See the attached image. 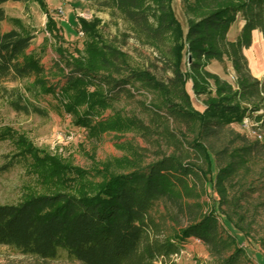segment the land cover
<instances>
[{"label": "trees", "instance_id": "16d2710c", "mask_svg": "<svg viewBox=\"0 0 264 264\" xmlns=\"http://www.w3.org/2000/svg\"><path fill=\"white\" fill-rule=\"evenodd\" d=\"M5 1L0 0V96L14 111L43 113L25 94H51L89 138L135 131L147 141H162L166 149L147 162L132 152L133 157L118 159L125 165L120 171L84 169L4 128L1 137L14 139L16 151L1 168L28 160L25 173L34 181L18 202L0 204V246L82 264H176L192 238L205 246L210 257L205 264H253L246 249L257 243L264 253V224L254 228L259 203L251 200L255 186L247 176L261 166L264 177V139L248 138L231 124L248 119L251 131L264 132V75L251 74L243 53L254 29L264 39V0H180L185 34L171 0H97L128 22L142 44L165 56L171 72L165 79L132 65L126 52L104 41L96 17L78 20L84 55L57 49L46 69L41 53L29 49L33 36L7 15ZM12 1L46 8L45 0ZM237 17L243 24L230 40L227 33ZM51 20L50 31L57 35L60 27ZM6 21L12 27L2 30ZM211 60L229 63L234 83L209 70ZM139 89L154 98L135 99ZM123 100H136L147 120L116 109ZM207 190L217 197L202 200Z\"/></svg>", "mask_w": 264, "mask_h": 264}, {"label": "rangeland", "instance_id": "374dc122", "mask_svg": "<svg viewBox=\"0 0 264 264\" xmlns=\"http://www.w3.org/2000/svg\"><path fill=\"white\" fill-rule=\"evenodd\" d=\"M45 2V9L35 1L8 0L2 6L7 15L18 19L24 31L33 36L29 49H35L41 53V63L46 69L57 58L55 53L57 49H61L66 55L73 57L84 55L83 34L80 31L78 20L79 18L91 20L96 17L100 19L99 28L103 40L113 42L126 52L132 65L146 67L162 79L171 76V72L165 65V56L153 47L142 44L134 35L128 22L120 18L117 13L112 14L109 8L99 7L96 3L97 0H45ZM170 5L172 7V0ZM179 5L181 8L180 0ZM51 18L55 21L56 26L60 27V30L55 31L57 35L53 34L54 31H50ZM11 27L12 24L7 21L1 24L2 30ZM39 48L41 49L39 50ZM207 68L234 83L233 71L229 63L212 60ZM180 69L183 72L187 69L185 57L181 60ZM52 76V79L56 78ZM25 95L43 113L14 111L6 99L0 96V204L18 202L23 188L27 184H33V177L25 173L28 160L17 161L9 170L1 168L3 163L16 151L14 139L1 137L5 134L4 128H10L14 132L15 138V133L24 134L38 150L50 155H57L64 161L84 169L107 166L113 171H120L125 165L118 159L133 157L132 152H140L141 157L147 162L153 158V153L156 150L166 149V144L162 141L158 139L155 142L147 141L135 131L105 132L99 139L89 138L84 127L76 126L69 113L58 109L60 108L59 102L57 103L51 94L39 98L32 97L27 93ZM153 98L154 95L151 92L143 89H139L135 96V99L142 103H147ZM138 104L136 100H123L116 103L115 108L146 119ZM111 112L112 110L109 109L106 114ZM251 125V121L246 119L244 125L233 123L231 128L236 132L245 134L248 138H252L247 131V128L252 130ZM259 132L264 139V132L262 130ZM229 140L227 138L224 142H229ZM117 143L122 144V146L117 145ZM213 143L221 145L219 141H213ZM260 167L253 166L247 176L248 179H253V186H255V191L251 192V200L253 199L255 204L259 203L254 228L264 224V177H259L258 170ZM241 174L246 173L242 172ZM208 195L217 197L214 190H207L201 199L209 202ZM251 234L255 236L257 232L252 231ZM258 248L257 243L255 246L249 244L246 249L247 254L252 258L253 264H257L255 262L264 264V253ZM174 260L176 264H195V262L205 264L209 262L210 257L201 242L196 239L192 241L188 239L183 250ZM0 264L82 263L69 261L65 258L43 260L36 256L17 253L11 247L2 245L0 246Z\"/></svg>", "mask_w": 264, "mask_h": 264}, {"label": "bare ground", "instance_id": "6f19581e", "mask_svg": "<svg viewBox=\"0 0 264 264\" xmlns=\"http://www.w3.org/2000/svg\"><path fill=\"white\" fill-rule=\"evenodd\" d=\"M172 8L175 17L179 20L182 27L186 28V19L183 11L180 8L179 0H172ZM253 40L249 48L246 49V55L251 70L254 74L259 75L264 72V39L261 33L253 30Z\"/></svg>", "mask_w": 264, "mask_h": 264}, {"label": "crops", "instance_id": "0c3cea01", "mask_svg": "<svg viewBox=\"0 0 264 264\" xmlns=\"http://www.w3.org/2000/svg\"><path fill=\"white\" fill-rule=\"evenodd\" d=\"M186 24H187V23H186ZM242 24H243V20H242L240 17H237V19L235 20V22H234L233 24H231V26H230V28H229V31H228V33H227V37H228L230 40H232V39L235 38V36L238 34V32H239V30H240ZM254 30H257V29H254ZM257 31H258V30H257ZM252 32H253V31H252ZM261 35H262V34H261ZM252 40H253V33H252L251 43H252ZM249 47H250V46H249ZM249 47H248V48H249ZM246 49H247V48H246ZM246 49H243V53H244V55H245V57H246V59H247V62H248V57H247L246 52H245ZM211 61H212V60H211ZM248 66H249V62H248ZM249 69H250L251 74H252L254 77L261 78V77L264 75V72H262V73L259 74V75L254 74L253 71L251 70L250 66H249ZM215 73H216V72H215ZM190 240L192 241V240H194V239L190 238Z\"/></svg>", "mask_w": 264, "mask_h": 264}, {"label": "built area", "instance_id": "2783aa9c", "mask_svg": "<svg viewBox=\"0 0 264 264\" xmlns=\"http://www.w3.org/2000/svg\"><path fill=\"white\" fill-rule=\"evenodd\" d=\"M245 120H246V119H245ZM245 120H244V124H245ZM244 124H243V125H244ZM247 131L250 133V135H251L252 137H255V138H257V139H261V138H262L261 134L255 132V131H251L250 129L248 130V128H247Z\"/></svg>", "mask_w": 264, "mask_h": 264}, {"label": "water", "instance_id": "95a60500", "mask_svg": "<svg viewBox=\"0 0 264 264\" xmlns=\"http://www.w3.org/2000/svg\"><path fill=\"white\" fill-rule=\"evenodd\" d=\"M182 30H183V32H184V34H185L186 31H187V24H186V28H185V29L182 27Z\"/></svg>", "mask_w": 264, "mask_h": 264}]
</instances>
